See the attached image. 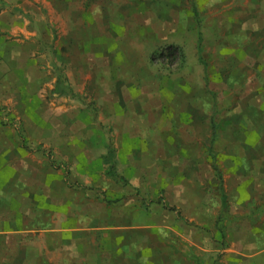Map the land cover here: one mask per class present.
Instances as JSON below:
<instances>
[{
    "label": "rangeland",
    "instance_id": "374dc122",
    "mask_svg": "<svg viewBox=\"0 0 264 264\" xmlns=\"http://www.w3.org/2000/svg\"><path fill=\"white\" fill-rule=\"evenodd\" d=\"M107 6L111 25L138 45L124 48L129 66L107 97L89 96L84 75L82 92L65 85L68 96L59 95L64 70L51 48L50 66L23 68L33 78L25 92L10 80L24 61L0 58V264H87L90 249L112 251L120 239L137 256L184 249L175 217L200 235L186 244L208 250L203 264H264L248 256L256 243L234 217L231 168L246 137L256 145L250 157H264V0ZM56 8L47 9L53 29ZM3 25L2 48L23 37ZM204 213L208 224H197Z\"/></svg>",
    "mask_w": 264,
    "mask_h": 264
},
{
    "label": "crops",
    "instance_id": "0c3cea01",
    "mask_svg": "<svg viewBox=\"0 0 264 264\" xmlns=\"http://www.w3.org/2000/svg\"><path fill=\"white\" fill-rule=\"evenodd\" d=\"M50 3L57 5L54 29L53 26H50L52 25L50 15L47 13ZM43 9L46 12H43ZM22 17L25 19L23 23L18 21ZM111 20L112 14H110L107 6V0L105 3H102L101 0H0V23H4V32L23 35L15 43H4L3 48L0 42L1 62L4 64L8 62V65H11L17 61V57L24 61L20 70L24 74L14 75L11 73L10 80L16 82V89L25 92L27 88L24 87L23 83L26 78L29 82H33L31 73H26L27 65L36 66L37 61L45 60L44 62L50 66L51 61L48 52L44 51L51 48L56 51V61L64 70L62 76L59 75L60 78L55 80L58 82L57 92L59 95L68 96L64 90L65 85L69 86L72 92H75L74 90L82 92L85 89V81L80 82L79 75H84V79L90 82L89 88L86 89L90 92L89 96L93 95L96 99L107 97L111 84L112 88H114V84L117 87L118 82L123 79V73H121L123 67L129 66L128 59L123 52L124 48L135 46L133 49H138L136 42L130 43L127 37H121L125 34V29L114 28L111 25ZM54 34L56 38H54ZM141 34L143 35L144 32ZM6 58L8 61H5ZM138 65V63L133 65L136 72L139 68ZM59 80L62 82L63 91L61 87L59 89ZM18 82L20 86L17 84ZM79 83H82L81 87ZM100 89L104 90L105 95L99 94ZM131 94L135 97L140 96L136 89ZM116 102L115 100L112 105L113 108L118 106ZM258 111L264 112V106ZM112 113L115 112L112 111ZM251 125L249 123L250 128ZM249 126L246 127L249 128ZM253 143L254 141L251 142L249 137H246L242 144L248 147L247 150L243 149L244 151H242L241 147L238 146V149L233 151L234 157H232L233 165L231 168L232 176L236 182L235 193L237 197L234 196L232 201L236 205L234 217L242 220L240 223L248 225L247 242L256 243L254 244L255 253L248 256L259 262L258 258L264 257V157H250L251 150L256 147ZM237 155L239 157H235ZM60 159L74 161L76 162L75 165L77 162L91 161V157L88 159L86 157H61ZM78 168L81 169V166ZM86 168H84V172ZM218 208L221 210V203ZM219 210L215 214V221L220 215ZM175 218V227H179V230H176L175 239L185 242L184 249L170 245L167 251L153 249L149 256L143 254L137 256L133 252L130 254L128 248L121 244L122 240L120 239L115 241V249L112 251L99 254L96 249H90L88 256H86L88 257L87 264H203V258L208 255V250H192L190 244H186L187 241L194 244L191 236L193 232L190 229L192 226L178 217ZM189 218L192 219L193 217ZM196 222L200 225H207L208 219L205 213L196 219ZM182 224L183 229H181ZM193 234L195 235L194 239L200 236ZM90 241L96 245L95 238L90 239ZM83 258L81 257V264H84ZM204 264H207V259Z\"/></svg>",
    "mask_w": 264,
    "mask_h": 264
},
{
    "label": "trees",
    "instance_id": "16d2710c",
    "mask_svg": "<svg viewBox=\"0 0 264 264\" xmlns=\"http://www.w3.org/2000/svg\"><path fill=\"white\" fill-rule=\"evenodd\" d=\"M212 127H213V128H212V129H213V136H215V134H216V130H217L216 128H217V127H216L215 125L212 126Z\"/></svg>",
    "mask_w": 264,
    "mask_h": 264
}]
</instances>
